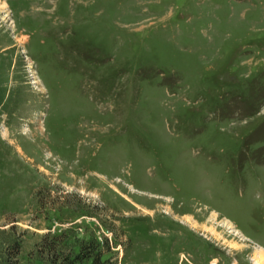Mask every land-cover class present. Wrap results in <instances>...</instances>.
Instances as JSON below:
<instances>
[{
  "label": "rangeland",
  "instance_id": "1",
  "mask_svg": "<svg viewBox=\"0 0 264 264\" xmlns=\"http://www.w3.org/2000/svg\"><path fill=\"white\" fill-rule=\"evenodd\" d=\"M90 240L257 264L264 0H0V264Z\"/></svg>",
  "mask_w": 264,
  "mask_h": 264
},
{
  "label": "trees",
  "instance_id": "2",
  "mask_svg": "<svg viewBox=\"0 0 264 264\" xmlns=\"http://www.w3.org/2000/svg\"><path fill=\"white\" fill-rule=\"evenodd\" d=\"M107 243L108 242L106 240V247H108ZM96 247L97 245L94 246V242L90 240L87 244L85 243L82 246H79V250L74 257L68 256L60 260L59 263L53 261L51 264H85L86 261V264H108L109 261H101V257L103 256L104 252L103 250L97 249Z\"/></svg>",
  "mask_w": 264,
  "mask_h": 264
},
{
  "label": "bare ground",
  "instance_id": "3",
  "mask_svg": "<svg viewBox=\"0 0 264 264\" xmlns=\"http://www.w3.org/2000/svg\"><path fill=\"white\" fill-rule=\"evenodd\" d=\"M257 251H259L258 249H256ZM258 257H255L254 260L256 261L257 264H264V253L259 251Z\"/></svg>",
  "mask_w": 264,
  "mask_h": 264
}]
</instances>
